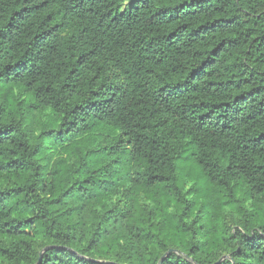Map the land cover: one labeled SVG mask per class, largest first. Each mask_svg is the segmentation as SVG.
I'll return each instance as SVG.
<instances>
[{
  "label": "trees",
  "instance_id": "16d2710c",
  "mask_svg": "<svg viewBox=\"0 0 264 264\" xmlns=\"http://www.w3.org/2000/svg\"><path fill=\"white\" fill-rule=\"evenodd\" d=\"M168 251L264 264V0H0V264Z\"/></svg>",
  "mask_w": 264,
  "mask_h": 264
},
{
  "label": "rangeland",
  "instance_id": "374dc122",
  "mask_svg": "<svg viewBox=\"0 0 264 264\" xmlns=\"http://www.w3.org/2000/svg\"><path fill=\"white\" fill-rule=\"evenodd\" d=\"M127 4L128 2L125 3L124 7ZM20 112L23 115L24 125L26 126L31 138H34L41 130V125L44 119V115L39 112H35L33 110L27 109L25 104L20 106ZM191 184H192V180L187 179L185 183L186 188L189 187ZM223 214H224V218L228 223L232 225H238V221H237L238 217L234 213H232L231 211H226L223 212Z\"/></svg>",
  "mask_w": 264,
  "mask_h": 264
},
{
  "label": "water",
  "instance_id": "95a60500",
  "mask_svg": "<svg viewBox=\"0 0 264 264\" xmlns=\"http://www.w3.org/2000/svg\"><path fill=\"white\" fill-rule=\"evenodd\" d=\"M168 253H169V251L166 252L165 254H163V255L161 256V258H160L158 264H161V261L163 260V258H164ZM39 260H41V257L39 258ZM109 263H112V262H109Z\"/></svg>",
  "mask_w": 264,
  "mask_h": 264
}]
</instances>
